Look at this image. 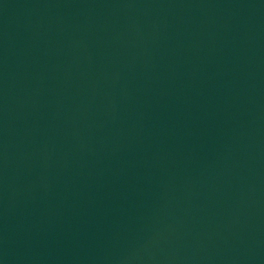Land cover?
Here are the masks:
<instances>
[{"label": "water", "instance_id": "water-1", "mask_svg": "<svg viewBox=\"0 0 264 264\" xmlns=\"http://www.w3.org/2000/svg\"><path fill=\"white\" fill-rule=\"evenodd\" d=\"M0 264H264V0H0Z\"/></svg>", "mask_w": 264, "mask_h": 264}]
</instances>
